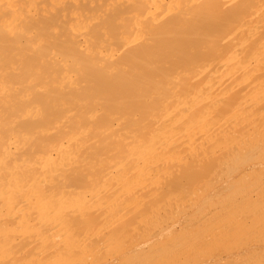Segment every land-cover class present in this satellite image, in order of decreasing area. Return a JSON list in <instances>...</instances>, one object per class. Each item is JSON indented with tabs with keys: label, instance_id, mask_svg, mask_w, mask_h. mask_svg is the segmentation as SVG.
Returning <instances> with one entry per match:
<instances>
[{
	"label": "bare ground",
	"instance_id": "obj_1",
	"mask_svg": "<svg viewBox=\"0 0 264 264\" xmlns=\"http://www.w3.org/2000/svg\"><path fill=\"white\" fill-rule=\"evenodd\" d=\"M263 153L264 0H0V264H97L102 253V264H130L145 246L189 262L206 241L198 229L192 255L121 239L154 235L139 224L185 212L205 180L227 188L264 171V160L235 166ZM199 168L211 175L202 185ZM259 188L228 204L242 213L229 225L264 224L251 207L264 202ZM222 224L206 245L230 233Z\"/></svg>",
	"mask_w": 264,
	"mask_h": 264
},
{
	"label": "rangeland",
	"instance_id": "obj_2",
	"mask_svg": "<svg viewBox=\"0 0 264 264\" xmlns=\"http://www.w3.org/2000/svg\"><path fill=\"white\" fill-rule=\"evenodd\" d=\"M259 155H260V154H259ZM248 156H249V155L245 156L246 159H247ZM250 156H251V155H250ZM254 156H255V158H254ZM254 156H253L254 160H253V158L249 157V158H248L249 161H247L245 158L243 159V158H242L243 156H242V157H241V156H238V157H240V158L243 159L242 162L239 161V164H240V163H241V164H240V165H239V164H238V165H237V164L235 165V164H234L235 161H236V163H238V161L235 160L234 163H232V162H233V161H232V162L230 163V165H231V164H232L231 166H234V165H235L236 168H237V167H239V168H240V167L243 168L244 166L248 165L250 162H254V161H256V163H257V161H263V160H264V159L260 160L261 158H260V159L257 158V155H254ZM260 156H261V157H262V156L264 157V153L261 154ZM260 156H258V157H260ZM238 157H235V158H238ZM263 157H262V158H263ZM233 159H234V158H233ZM233 159H232V160H233ZM250 159H251V160H250ZM239 160H241V159H239ZM243 161H244V162H243ZM245 162H246V163H245ZM233 164H234V165H233ZM235 166H234V167H231L230 169L233 170V169L235 168ZM194 168H197V167H194ZM194 168H193V171H194ZM199 169H201V168H199ZM201 170H202V171H201ZM201 170H200L201 172L205 173L204 170H203V168H202ZM205 170H206V169H205ZM193 171H192V175H191L192 177H193L194 174H196V173L198 174V172H200V171H198V170H196L195 172H193ZM197 171H198V172H197ZM259 171H260V170H259ZM259 171L256 170V173L254 172L255 174H252V173H251V174H252L251 177H249L248 179H246L245 182H244V180H243V182H242V181H238L237 184H236V183L233 184V182H231V184H230V183L227 184V188H225L226 185L219 186L218 184H215V185L213 184V186H212V185H211L212 183H211V184L208 183V184L211 185V188H209V189L206 187L207 184H205V183H206L205 177H206V178H209V176H211V175H206L207 173H205V176H204L202 173H199V174H201V175H199V176H201V177H202V175L204 176V177L202 178V181H199V179H198L199 177H196V175H197V174H196V175H194V177H196V178L198 179L199 184L203 183L204 180H205V182L203 183L205 186L203 185L204 188H203V186H202V189H201V190L204 191V193H201V192L199 191L200 193H196V195H195V194H193V195L191 194L192 197L194 198V201H196V202H194L193 200H191V201L188 202L189 204L187 203V205H183V207H184V206H185V207L188 206L189 209H188V207H187V208L184 207L186 211L184 212V210H183V212H182V210H181V208H180L181 211H180V210H179V211L176 210V211H177V212H176V211L174 210V213L172 212L173 214H172V213H169V212H171V211L168 212V210H167V211H166V210H163V211H164V213H163L162 210H161V211H160V214H163V215L161 216V215L158 214V216H155V217H158V219L156 218L155 221H153V220H152L153 218H152V219H151V220L153 221L152 224L150 223L151 221H150L149 223H147V222L149 221L150 218H149V219H146V221L143 222V224H141V223L139 224V223H136V222H135V223H136V224H135V223H131V222H130L131 225L134 224V225L136 226L135 229H137L140 225H143L144 227H145V225H146V227H147V224H148V225L150 224V225H149V226H150V229L154 226V227H156V228H155L156 231H154V229H153L154 227H153L152 229H153L154 233H152V234H154V235H151V236L148 235L147 238L145 239V237L143 238V235L140 236L139 232H137L138 230H136L135 232L138 233L139 236H138V238H137V236L134 235L136 239L133 238V237L131 236V238H133V240H131V238H130V237L128 238V236H127V235H129L130 233L132 234V232H134V231H130V233H127V235H126L127 238H125V237H126V236H125V237L122 238L121 240H124V239H125V240H124L125 243H126L127 241H129V242H128L129 245H130L131 243H133V241L136 242V240L140 239L141 237H142V239H140V240H139L138 242H136V243L143 242V241H148V242H152V241H154V242H155V240L160 239L162 243L166 242V244H168V243L171 241L170 244H168V245H169V246L172 245V247L175 248V251H179V250L177 249V248H178L177 246H176L177 248L174 246V244H175V245H180L181 250H183V248H184L185 246L189 249V248L191 247L190 245H192V246H196V248H198L199 246L193 244V242L196 241L197 239H199L198 237H200V236L202 237V240H206V241H207V239H204V238L206 237V235H207L206 232H207V231H210V229L213 228L212 225H214L215 222L217 221V222H216L217 225L215 224L214 226H215V227L218 226V223H219V227H216V228H220V227H221V226H220V223H223L222 226L224 225V226H223L224 229H226V227H228V229L231 228V227H233L231 230H232V231H235V230H236L235 228H237V226H238V227L242 228V230H241V232H240L239 230H238L237 232L235 231V233L233 232V234H234V236H233L232 231L229 229L228 231H229L231 234H230V233H229V234H226V233H227V232H226V233L224 234L226 237H225L224 235H223V236L221 235V239H222V238H223V239H222V240H221V239H220V240L218 239V240L220 241V242H219V241H217L216 239L219 238L220 236L218 237V235H219V234H222L223 232L221 231V233L218 234L217 231H216V228H214L215 231L213 230V233H214L213 235L215 236V234L217 233V235H216L217 238L215 239L216 242L214 241L215 244H214V242H213L214 239L211 240L212 238L209 239V241L211 240L210 242H213V245H212V243H210V242H208V243H210V244H207V245H206V244H205V243H207L206 241H205V243H203V241H200L201 239H199V241L202 242V243H200L199 241H198V243H199L201 246L204 244L205 247H203V246H204V245H203L202 247H199L200 250H199V249H198V250L196 249V251H199V254L196 252V254H195L196 256L193 255V257H191V259H190V254L192 255L193 252L195 253V249H194V251H192V250L189 249L190 251L188 252V250L185 248V249H186V250H185L186 252H188V253L192 252V253H190V254L187 253L188 256H189V259H190L189 262H190V263L192 262L191 264H195L194 262H196V260L198 261V257H199V256L201 257V255H202V259H203V260L199 257L200 259H199V262H198V263L196 262L197 264H201V263H202V264H205V263H206V264H208V263H210V264H222V263H226V264H227V263H228V264H229L230 262H233L232 264H234V261H235L237 264H243V263H245V264H253V263H255V264H264V237H262V236H264V231H263L264 228H263V229H258L260 225L257 224V223L260 224V223H262V222H261V221L258 222V221H257V218H256V222H257V223L255 224V226H253L252 230H250V231L248 230V232H249V234H250V232L253 231V230L255 229V227H256V230H257V229H258V230H257V231L255 230V231L257 232L256 234L253 232L255 235H254L253 233H251V234H253V235H251V234L249 235V234H247V233L242 232V231H244V230H243V227H241L243 224L240 225L239 223H237V224H239V225L236 226V225L234 224V223H235V220H234V223H232L234 226L231 225V224L229 225V223L231 222V220L233 219V217H234V216H237V214H235V212H236V213L238 212V215H239V216H240V214H242V213H240V210H239V211H236V209H239L240 205L238 206V208H237V207H236V208H233V207H232L233 210L231 209V211H229V210H230V207L228 206V204H229V205H233V204H234V206H235V205L237 206V204H235L234 202H235L237 199L240 200V198H241V197H240V194H239V195H237V194H238V193L240 192V190H242V189L245 191V188H246V187H244V185L249 186L252 182H253V183L256 182V183H254V184L256 185V187L252 184V185L254 186V188H252L251 190H248V188H247V189H246L247 191H245V192H246V193H247V192H250V194H251V191L254 192V189L256 190L258 187H260L261 189H260V188H259V189H260L261 191H262V189H263V192L261 193L260 190H259V192L261 193V195L264 196V194H263V193H264V177H263V175H264L263 172H264V171H260V172H259ZM224 172H226V171H224ZM257 172H258V173H257ZM222 173H223V172H222ZM227 173H228V171H227ZM224 174H226V173H224ZM258 174H259L260 176H259ZM261 174H262V175H261ZM257 175H258V176H257ZM197 176H198V175H197ZM194 177H193V178H194ZM245 177H248V176H245ZM258 177H259V179H256V178H258ZM211 178H212V177H211ZM211 178H210V179H211ZM260 178H261V179H260ZM194 179H195V178H194ZM194 179H192V180L195 181ZM200 179H201V178H200ZM213 179H214V178H213ZM213 179H211V180H213ZM244 179H245V178H244ZM252 179H253V180H252ZM257 180H259V182H257ZM208 181H209V180H208ZM211 182H212V181H211ZM234 182H235V181H234ZM241 182L243 183L242 185H241ZM232 184H233V186H231ZM201 185H202V184H201ZM210 185H209V186H210ZM238 185H239V186H238ZM252 185H251V187H252ZM198 186L200 187V185H198ZM209 186H208V187H209ZM261 186H262V187H261ZM199 187H198V188H199ZM217 187H218V189H217ZM240 187H241V188L243 187V188L239 190ZM200 188H201V187H200ZM200 188H199V190H200ZM206 188H207V190H205ZM215 188H216V189H215ZM224 188H225V189H224ZM237 188H238V189H237ZM182 189H183V188H182ZM186 189H189V190L191 189V190H193V188H186ZM186 189H185V190H186ZM185 190H184V191H185ZM191 190H190V192H191ZM232 190H233V191H232ZM234 190H235V191H234ZM236 190H237V191H236ZM243 190H242V193L240 192V193H241V196H242V194H244L245 196H247V195L245 194V192H243ZM257 190H258V189H257ZM206 191H207V192H206ZM228 191H229L230 193H227ZM178 192H179V194H180V195H179V194H178V195H179L180 197L183 198L184 195L181 196V193L184 194L185 192H183V191L181 192V190L178 191ZM215 192H216V193H215ZM234 192H235V193H234ZM236 192H237V193H236ZM253 192H252V193H253ZM209 193H211V194H209ZM232 193H233L234 195H233ZM185 194H186V193H185ZM187 194H188V192H187ZM187 194H186V196L189 197L190 194H189V195H187ZM217 194H218V195H217ZM226 194H227L229 197H228ZM229 194H230V195H229ZM191 195H190V196H191ZM210 195H212L213 197H210ZM215 195H216V197H215ZM224 195H225V197H222V196H224ZM235 195H236V196H235ZM244 195H243V196H244ZM186 196H185L184 198H186ZM234 196H235V198H234ZM263 196H261L262 199L264 198ZM177 197H178V196H177ZM192 197H190V199H191ZM206 197L209 198L210 200H207ZM238 197H240V198H238ZM182 198H181V199H182ZM184 198H183L182 200H185ZM193 198H192V199H193ZM197 198H199V199L197 200ZM221 198H222V199L224 198L225 200H221ZM261 198H260V200H261ZM178 199H180V198L178 197ZM203 199H204V200H203ZM227 199H228V200H227ZM232 199H233V200H232ZM256 199H257V198H256ZM182 200L180 201L181 203L183 202ZM187 200H188V198H187ZM257 200H258V199H257ZM257 200H256V201H257ZM260 200H258L259 203H261ZM192 201H193V202H192ZM203 201H205V203H203V205L201 206V204H202ZM220 201H221V202H220ZM222 201H223V202H222ZM225 201H226V202H225ZM232 201H233V202H232ZM237 201H238V200H237ZM240 201H241V200H240ZM240 201H238V202H240ZM261 201H262V200H261ZM263 201H264V199H263ZM180 202L177 201V203H179V205H181ZM208 202H209L210 204H211V202H212V204H213V203H215V204H213L212 206L208 207V205H210ZM231 202H232V204H230ZM238 202H237V203H238ZM184 203H185V201H184ZM184 203H182V204H184ZM191 203H192V204H191ZM194 203H195V204H194ZM200 203H201V204H200ZM206 203H207V204H206ZM218 203H220V204H218ZM222 203H224V204H222ZM262 203L264 204V202H262ZM262 203H261V205H262L263 207H262V206H256V205H253V204H252L253 206H251V204H250L249 206L252 207L253 212H254V209H257L256 212H254V213H258V212H257V211H259L258 209L261 208V209L264 210V205H263ZM185 204H186V203H185ZM193 204H194V205H193ZM204 204H206V205H204ZM240 204H241V203H240ZM192 205H193V206H192ZM217 205H218V206H217ZM241 205H242V204H241ZM259 205H260V204H259ZM177 206H178V205H177ZM190 206H191V207H190ZM227 206H228V207H227ZM249 206H248V208H250V212H251L252 210H251V207H249ZM178 207H179V206H178ZM181 207H182V205H181ZM197 207H201V208L198 209ZM213 207H216V208H214V209L216 210V212L218 211V207H219V210L222 209V211H220V213H218V216H215V215H214V216H215L214 218L216 219L215 221H214V218L212 219V216H213V215L211 216V220H212V222H213L214 224H212V222L209 221V219H210V215H211V214H209V213H210V211H214V210H213ZM243 207H245V206H243ZM253 207H254V209H253ZM257 207H258V208H257ZM184 208H182V209H184ZM196 208H197V210H196ZM209 208H210V209H209ZM223 208H224V209H223ZM226 208H227V209H226ZM246 208H247V207H245V208H243V209H246ZM248 208H247V210H248V212H249V209H248ZM164 209H166V208H164ZM174 209H177V208L174 207ZM178 209H179V208H178ZM204 209H206V212H205ZM240 209H241V207H240ZM169 210H170V209H169ZM172 210H173V208H172ZM188 210H189V211H188ZM193 210H196V211L194 212ZM207 210H208L209 212H208ZM224 210H225V212H224ZM226 210H228V211H226ZM192 211H193V212H192ZM234 211H235V212H234ZM244 211H245V210H244ZM244 211H241V212H244ZM166 212H167V213H166ZM179 212H180V213H179ZM191 212H192V214H191ZM201 212H202V214L205 212L206 215H208V216H206V218L204 217V215L201 216ZM218 212H219V211H218ZM227 212H228V213H227ZM229 212H231V213H229ZM261 212H262V211L260 210L259 214H260ZM178 213H179V214H178ZM205 213H204V214H205ZM214 213H215V212H214ZM223 213H225L226 215H224ZM239 213H240V214H239ZM164 214H165V215H164ZM168 214H169L170 216H166V215H168ZM174 214H176L177 216L174 215ZM186 214H188V217H186ZM212 214H213V213H212ZM216 214H217V213H216ZM221 214H223V215H221ZM227 214H228V215H227ZM232 214H233V215H232ZM234 214H235V215H234ZM245 214H246V213H245ZM263 214H264V213H263ZM263 214L261 213V215H263ZM171 215H172L173 218L171 217ZM182 215H183V216H182ZM231 215H232V216H231ZM243 215H244V214H243ZM257 215H258V214H256V217H257ZM199 216H200V217H199ZM223 216H224V217H223ZM225 216H227V217H225ZM228 216H229V217H228ZM155 217H154V218H155ZM166 217H167V219H166ZM168 217H169V218H168ZM174 217H175V218H174ZM185 217L188 218V220H185V219H186ZM193 217H194V218H193ZM195 217H196V218H195ZM201 217H204V219L201 218ZM207 217H209V219H208ZM218 217H219V219H218ZM221 217H222V218H221ZM231 217H232V218H231ZM237 217H238V216H237ZM243 217H244V216H243ZM263 217H264V216H263ZM263 217H262V216L260 217V215H258V218H262V219H264ZM159 218H160V219H159ZM162 218H163V219H162ZM224 218H225V220H224ZM234 218H235V217H234ZM241 218H242V217H241ZM169 219H171V220H169ZM174 219H175V220H174ZM198 219H199V220H198ZM202 219H203V221H202ZM220 219H221V220H220ZM227 219H228V220H227ZM235 219H237V218H235ZM158 220H160V222H159ZM162 220H165V221L163 222ZM167 220H168V221H167ZM206 220H207V221H206ZM238 220H240V219H238ZM238 220H236V221H238ZM260 220H261V219H260ZM156 221H157V222H156ZM184 221H185V222H184ZM199 221H202L203 223H202V222L200 223ZM226 221H228L229 223L226 222ZM262 221H264V220H262ZM132 222H134V221H132ZM204 222H205V223L208 222V223H206V226L204 225ZM225 222L227 223V224H226L227 226L224 224ZM156 223H157V224H156ZM158 223H160L161 225H159ZM198 223H199V224H198ZM209 223H211L212 225H210ZM243 223L245 224V222H243ZM246 223H248V222H246ZM138 224H139V226H138ZM183 224H184V225H183ZM189 224H190V225H189ZM197 224H198V225H197ZM125 225H126V224H125ZM167 225H168V226H167ZM199 225H200V226L202 225V227H203V226L206 227V228L204 227L205 229L203 228V229L205 230V231H203L204 233L201 232V229H202V228H201ZM228 225L231 226V227H229ZM250 225H251V223H250ZM250 225H249V224H246L245 226L248 228ZM252 225H253V224H252ZM262 225H264V224L262 223L261 226H262ZM137 226H138V227H137ZM225 226H226V227H225ZM243 226H244V225H243ZM245 226H244V227H245ZM261 226H260V228L263 227V226H262V227H261ZM141 227H142V226H141ZM144 227H143V229H144ZM162 227H163V229H162ZM177 227H178L179 229H178ZM182 227H183V228H182ZM185 227H186L187 229H185ZM198 227H199V228H198ZM210 227H211V228H210ZM223 227H222V228H223ZM234 227H235V228H234ZM121 228H125L124 225H123V227H121ZM139 228H140V227H139ZM139 228H138V229H139ZM147 228H148V227H147ZM207 228H208V230H207ZM247 228H245V232H247V231H246ZM143 229L141 230V228H140V232H141V231L143 232L144 230H147V229H144V230H143ZM152 229L150 230V232H152ZM158 229H159V231H158ZM197 229H198V230H197ZM224 229H220V230H224ZM250 229H251V227H250ZM196 230H197V233H198V231H200L199 234H198L199 236L196 235V234H197V233H195ZM226 230H227V229H226ZM226 230H224V231H226ZM259 230H260V231H259ZM147 231L149 232V230H147ZM147 231H146V232H147ZM157 231H158V232H157ZM181 231H182V232H181ZM185 231H186V232H185ZM261 231H262V232H261ZM142 232H141V233H142ZM155 232H156V233H155ZM174 232H175V233H174ZM183 232H184V234H183ZM193 232L195 233V235L193 234ZM215 232H216V233H215ZM239 232H240V233H239ZM144 233H145V232H143V234H144ZM171 233H172V234H171ZM186 233H187V234H186ZM191 233H192V234H191ZM211 233H212V231H210V234H211ZM241 233H244V235H242ZM259 233H260L261 235H260ZM134 234H135V233H134ZM138 234H136V235H138ZM145 234H147V233H145ZM149 234H151V233H149ZM176 234H177V235H176ZM204 234H205V235H204ZM208 234H209V233H208ZM210 234H209V236H208L207 238H209V237L211 236ZM239 234H241L242 236L240 237ZM245 234H246V235H245ZM258 234H259V236H258ZM132 235H133V234H132ZM161 235H162V236H161ZM184 235H186V236H184ZM187 235H188V236H187ZM193 235L195 236V238H196L197 236H198V237L195 239ZM213 235H212V237H213ZM237 235L239 236V239H235ZM248 235H249V236H248ZM149 236H150V237H149ZM172 236L174 237V239H172ZM189 236L192 237V239H194V241H193L192 239H189V238H190ZM203 236H204V237H203ZM216 236H215V237H216ZM229 236H230V237H229ZM232 236L235 237V238L233 239ZM238 236H237V237H238ZM246 236H247V238H246ZM255 236H257V238H255ZM170 237H171V238H170ZM175 237H176L177 239H176ZM183 237H185V238H187V239L185 240V238H183ZM227 237H229V238H227ZM243 237H244V238H243ZM250 237L253 238V239H251ZM182 238H183L185 241H188V242H184V240H183ZM224 238H226V239L224 240ZM241 238L244 239V241H242ZM166 239H167V240H166ZM168 239H169V241H168ZM179 239H180V240H179ZM246 239H248V242H247ZM255 239H257V240L259 239V242L256 241ZM174 240H175V243L172 244V242H173ZM176 240H178V241H177V244H176ZM182 240H183V241H182ZM223 240H224V242H223ZM232 240H233V241H232ZM262 240H263V241H262ZM124 241H123V242H124ZM179 241H180V242H179ZM189 241H190V243H189ZM191 241H192V243H191ZM230 241H232L233 244H232ZM167 242H168V243H167ZM182 242H184V244H183ZM218 242H219V245H218ZM222 242H223V243H222ZM250 242H251V243H250ZM136 243H134V244H136ZM181 243H182V244H181ZM185 243H187V244L185 245ZM188 243H189V245H188ZM195 243H197V241H196ZM198 243H197V244H198ZM225 243H226V244H225ZM230 243H231V244H230ZM242 243H244V244H243L242 246H239V244L241 245ZM247 243H249V244H247ZM134 244H132V245H134ZM199 244H198V245H199ZM224 244H225L226 247H224ZM245 244H246V246H245ZM255 244H256V245H255ZM257 244H258V245H257ZM262 244H263V245H262ZM126 245H127V243H126ZM161 245H162V244H161ZM208 245H209V246H208ZM221 245H223V247H222ZM233 245H234V246L236 245V246H235V249H234V246H233ZM169 246H168V247H169ZM181 246H182L183 248H182ZM189 246H190V247H189ZM213 246H214V248L211 249ZM227 246H228L229 248H231V247L233 246V247H232L233 249L231 248L232 250H230V249L228 250ZM146 247H147V246H145L144 249H142L141 251H138V253H139V252H141V253L144 252L143 254H141V253L138 254L137 252H136V254H135V253H134L135 251L132 250V249H130V250L128 251V253H130V255H131V257H132V258H130V259H129L128 257H126V258H128V259L130 260V261H129L130 264L132 263V260H133V261L135 260L134 257H135V255H137V254H138V258H136V262H134L133 264H136V263H137V264H138V263L140 264V261H141V260H143V261L141 262V264H145V263H148V264H149V263H150V264H154V263H155V260H156V262H159V261H158L159 258H160V259L162 258V259H161L162 261L165 259L163 262H160V263H162V264H169V263H170V264H174V262H172V261H173V258H172V257H169V256L171 255V253H169V251H166V250H165V251L163 252L164 255H165L166 253H168V254H166V255H168V256L165 255L166 257L164 256V257H165V258H164L162 252L160 251L161 248H159V249L157 250V251H158V252H157V251H156L157 247L154 248V249H151V250H150L149 248H146ZM164 247H166V245L163 244V245H162V250L164 249ZM170 247H171V246H170ZM210 247H211V248H210ZM239 247H240V248H239ZM254 247H255V248H254ZM174 248H169V250L171 249L170 251L172 252V250H174ZM204 248H205V250H203ZM206 248H207V249H206ZM145 249H148V250H145ZM167 249H168V248H167ZM176 249H177V250H176ZM191 249H193V247H192ZM201 249H202V250H201ZM216 249H218V250H216ZM226 249H227V250H226ZM257 249H258L259 251H258ZM104 250H105V249H104ZM144 250H145V251H144ZM149 250H150V251H149ZM153 250H154V251H153ZM181 250H180V251H181ZM208 250H209V251L211 250V252L213 251L212 254H211V252L209 253ZM255 250H257V251H255ZM107 251H108V250H107ZM107 251H106V252H107ZM133 251H134V252H133ZM148 251H149V252H148ZM155 251H156V252H155ZM159 251L161 252V254H160ZM183 251H184V250H183ZM200 251H202V252H201L202 254H200ZM206 251H207V252H206ZM104 252H105V251H104ZM145 252H147V254H148V253H149V254H148V255H147V254L144 255ZM186 252H185V253H186ZM205 252H206L207 254H209V255H206L205 257H203L204 254H206ZM248 252H250V253H248ZM180 253H181V252H180ZM180 253H179V255H180ZM203 253H204V254H203ZM233 253H234V254H233ZM99 254H100V252H99ZM182 254H183V253H182ZM182 254H181V256H179L180 259L177 261L178 263L175 262V264H181V262H182V264H187V263H189L188 261H186V260H188L186 256H184L185 259H183L184 257H182ZM197 254H198L199 256H198ZM218 254H219V255H218ZM235 254H236V255H235ZM102 255H103V258L106 256V255L104 256L103 253H102ZM102 255H101V259L103 260ZM107 255H110V254H107ZM142 255H143V256H142ZM161 255H162V256H161ZM184 255H185V254H184ZM233 255H234V256H233ZM251 255H252V258L249 259L248 256L251 257ZM254 255H255V256H254ZM257 255H258V256L260 255V257L258 258ZM97 256H98V255H97ZM126 256H127V255H126ZM128 256H129V255H128ZM140 256L142 257V259H141ZM151 256H152V257H151ZM153 256H154L155 258H154ZM156 256H157V259H156ZM160 256H161V257H160ZM171 256H172V255H171ZM194 256H195V257H194ZM197 256H198V257H197ZM231 256H232V257H231ZM99 257H100V256H99ZM136 257H137V256H136ZM150 257H151V258H150ZM167 257L170 258L171 260H170V259L167 260ZM255 257H256V258H255ZM95 258H96V257H95ZM106 258H109V259H110L111 257L107 256ZM145 258H146V260L149 259L148 262H147L146 260H144ZM152 258H153V260H152ZM163 258H164V259H163ZM193 258H194V259H193ZM196 258H197V259H196ZM204 258H206V259H204ZM253 258H254L255 260H254ZM96 259L99 260V258H96ZM101 259H100V260H101ZM104 259H105V258H104ZM137 259L140 260V261L138 262ZM175 259H177V258H175ZM181 259H182V260H181ZM207 259H208V260H207ZM232 259H233L234 261H233ZM236 259H239L240 261H238V260H236ZM244 259H246V260H244ZM248 259H249V260H248ZM252 259H253L254 262H252ZM98 260H97V261H98ZM102 260L99 261L97 264H102ZM150 260H151L152 262H151ZM192 260H193V261H192ZM211 260H212V261H211ZM214 260H215V261H214ZM216 260H217V261H216ZM218 260H219V261H218ZM224 260H225V262H224ZM247 260H248L249 262H248ZM123 261H127V259L124 258ZM123 261H122V262H123ZM165 261H166V262H165ZM170 261H171V262H170ZM174 261H176V260H174ZM179 261H180V262H179ZM184 261H185V262H184ZM201 261H202V262H201ZM207 261H208V262H207ZM241 261H242V262H241ZM243 261H244V262H243ZM246 261H247V263H246ZM255 261H257V262H255ZM153 262H154V263H153ZM183 262H184V263H183ZM216 262H218V263H216ZM219 262H220V263H219ZM250 262H252V263H250ZM260 262H261V263H260ZM124 263H125V262H124ZM124 263H123V264H124ZM236 263H235V264H236ZM126 264H127V263H126ZM155 264H156V263H155ZM157 264H158V263H157ZM230 264H231V263H230Z\"/></svg>",
	"mask_w": 264,
	"mask_h": 264
}]
</instances>
